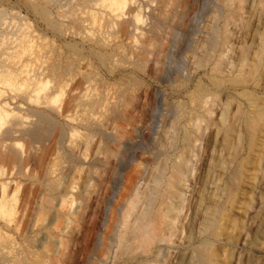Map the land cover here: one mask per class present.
Returning a JSON list of instances; mask_svg holds the SVG:
<instances>
[{
    "label": "bare ground",
    "instance_id": "6f19581e",
    "mask_svg": "<svg viewBox=\"0 0 264 264\" xmlns=\"http://www.w3.org/2000/svg\"><path fill=\"white\" fill-rule=\"evenodd\" d=\"M41 1L25 0L53 31H62L63 15L53 13L51 17L45 6L51 0ZM83 1L86 17L79 23L89 22L85 27L92 32L116 30L124 24L128 40H120L113 48V90L98 94L93 75L82 72V103L98 109L99 115L83 114L86 116L79 119L78 125L72 117L65 116L62 122L56 119L62 112L61 106L53 103L62 94L56 79L62 66L41 59L36 63L41 57L31 38L32 18L19 9L0 8V152L10 146L7 142L12 144L21 136L48 144L53 138L51 132L58 127L59 146L69 132V137L76 136V127L87 131L77 152L74 147L78 145H72L71 139L65 144L79 176L77 196L72 194L76 181L68 184L64 193L55 194L57 168H53L55 162L48 165L46 174L52 179L44 185L47 203L40 208L48 215V224L56 229L58 210L66 207L64 219L67 225H74L80 206H73L98 191L104 173L107 176L103 166L112 160L115 169L102 197L99 227L104 226L107 216H112L111 221L103 235L97 232L82 264H244L242 249L248 253L246 264H264V0H212L205 13L208 18L197 16L190 28L180 26L183 8L190 5L187 0ZM65 14L71 19L78 15L74 10ZM94 33L89 35L90 41L99 48L106 47L108 41L99 36L102 33ZM89 52L105 63V55L93 48ZM82 58L85 69L91 68L90 55ZM71 65L70 61L63 66L67 69ZM123 71L128 73L125 80L120 77ZM145 76L166 82L171 91L168 95L153 90L145 122L140 127L132 126L133 136L128 137L116 122L132 121L121 108L136 96L135 88ZM51 82L58 88L49 89ZM6 86L16 94L4 98ZM16 96L46 109L30 108L27 113ZM23 109L35 116L31 122L25 121ZM94 135L98 143L105 145V159L88 157L84 152ZM10 152L0 159L8 163L23 159L24 152L21 154L14 146ZM135 158L139 161L127 178V192L122 191L114 201L122 188V174ZM199 169L197 181L192 174ZM8 184L0 180L2 194ZM195 187L199 189L193 197ZM5 211L1 202L0 215ZM73 228L68 230L69 237ZM55 235L49 249L51 264L60 263V257L66 254L63 247L69 241H59ZM236 248L241 250L238 255ZM0 264L24 261L0 250Z\"/></svg>",
    "mask_w": 264,
    "mask_h": 264
},
{
    "label": "rangeland",
    "instance_id": "374dc122",
    "mask_svg": "<svg viewBox=\"0 0 264 264\" xmlns=\"http://www.w3.org/2000/svg\"><path fill=\"white\" fill-rule=\"evenodd\" d=\"M71 1L72 0H63V1L62 0H54V1L51 0L50 3L52 4L50 3H48V5L45 4V6L52 13L51 17H54V14L56 15L57 13L63 15L62 19L61 18L60 19L63 22V27L65 28L60 32L56 30L53 31V29L49 27L47 23L43 19H41L38 14L32 11V9L28 6L25 0H0V8H3L5 10H15V11H18L19 9L22 13H27L29 16V19L32 18L30 20V23H31V27L32 26L33 27L32 28L30 27V29L34 30L32 31V34L34 35H31V38H33L34 40V43H35L34 49L35 50L37 49L36 50L37 55L41 57V58H38V60H36V63L38 64L39 60L41 59V60H48L50 62H57L58 64H61L62 66V68L58 70L61 73L58 72L59 75H57L56 77L61 87L55 88V85L53 84V82H51L52 84H51V87L49 88L51 89L53 87L54 89L58 88V90L62 89V92H61L62 94H60L61 96L58 97L59 99L53 102L54 105L58 104L61 106L62 112H61V115L58 117L56 116V114H52V113L51 114L56 116L57 117L56 119L59 122H62L65 119V116H67L68 118L72 117L73 118L72 120H74L73 123L75 122L74 125H78V122L80 121L79 119L86 116L87 113L90 115L91 114L94 115V116L91 115L92 117H98L99 115L97 114L98 109L96 108L92 109L89 106H86L82 103V99L80 97L81 96L80 94H82V91H83V87H82L83 78L81 75L82 72H90L93 75V85L96 86L94 87L96 88V91L98 94L99 93L102 94V92L104 93L107 90L109 91L113 90L116 84V80H115L116 76L113 75V73H111V64H114L113 63L114 61L113 51L115 49L114 46H116V44H118L120 40L126 43L127 42L126 40L128 39H127L125 32H123L124 24L123 26L120 24L121 27L118 29L114 28L116 30H113V28H111V29H107L109 31L104 30L106 31L104 32V31H99L96 29L97 31L94 30L95 33L92 32L93 29H89L85 27V26L88 27L89 22L82 21L83 23H79V21L81 22V20H84L86 17V14H85V17L83 16L85 13L84 4H83L84 1L83 0H73L72 2ZM187 1L190 2L188 3L190 5L183 8V15H182L183 23L181 22L182 25H180L181 27H184V28H187V27L190 28V26L192 27L196 23L195 19L196 20L198 19L197 16L198 17L202 16L204 17V19L208 18L207 16L208 14H205V13L207 12L206 10L210 8L211 3H212V0H196V1L187 0ZM41 3H44V2L41 1ZM57 6L58 8H56ZM59 6H64V8L66 9L59 7ZM76 7L79 9H77ZM54 9L55 11H53ZM68 10H74V12L76 11L78 15H74L76 17L72 19L70 17L67 18V15L65 14V12ZM65 18L69 20H66ZM71 21L74 23H72ZM78 23L80 25H78ZM75 27H78V28L76 29ZM83 27H85L86 29ZM80 29L82 30L79 31ZM83 31L86 33H84ZM114 31L117 32V34H114ZM97 32L99 34L102 33L99 36L103 37L104 41H108L106 42L107 48L104 46H102L103 48L102 47L99 48L100 46H98L97 44H93V41H90L92 40L91 39L93 36L92 33L96 34ZM107 32H109L108 34L110 35H108ZM35 33H36V36H35ZM91 34L92 36L90 38L89 35ZM83 35H84V38H83ZM96 35L98 36V34ZM105 35H108V38L107 36L105 37ZM113 36H116V37L114 38ZM107 43H109V45ZM88 48L89 49L93 48V50L95 49L96 51H99L100 55H105L106 56L105 63H101L99 59L96 58L97 56L92 54L91 52L88 53V50H89ZM85 54L90 55L91 57V62H92L91 68L87 67V69H85L86 66H84V63H83L84 60L82 58L86 56ZM22 58L24 59L25 55H23ZM70 61L72 65L66 69L63 65L70 63ZM22 63H25L24 60L22 61ZM69 68H71V71L68 70ZM152 69L153 68H150L148 70L149 74L153 72ZM127 76H128L127 71H123L120 77H122L125 80ZM146 77L147 76H145L144 80H141V83L139 84V86L135 88L136 96L133 97L131 101H128L121 108L122 110L125 109L123 110V112H125V115H128V114L131 115L132 117L131 120L134 122L131 121L132 123L131 122L126 123L123 120L116 122L117 125L121 127L119 130H121L124 133V135L128 137H131V135L133 134L132 129H131L132 126H135L138 124L137 126L140 127V124H143L145 122L146 120L145 114H146V109H147L146 106L152 100L153 90L154 91L159 90L161 93H166L168 95L170 94V91H171L166 82H159L150 77H147V78ZM62 86H65V87H62ZM13 94H16V93H14L12 91V88L8 86H6L2 92V96L4 98H8L9 96ZM16 97L17 98L15 100L21 102L20 106L21 107L25 106L27 108L26 110L27 113L30 111L28 110L30 108H41V109H43V107L45 108V106H41V107L36 106V104H34V102L32 103V101L26 102L25 100L21 98V96H19V98L18 96ZM170 100H172L171 97H170ZM85 107L86 109H84ZM92 111H94V113H92ZM24 112L25 111L23 109L21 114H24ZM26 112L24 115H26L27 120L25 121L31 122V119L32 118L34 119L35 116L33 114L31 115L32 112L29 114H27ZM83 114H86V115H83ZM108 122L110 123L109 120ZM81 127L82 126L76 127V129L79 131L75 129L76 131V136L74 135L75 138L72 136L69 137L68 136L70 134L69 132L66 135L67 137L66 141L63 142L64 144L62 143V146L57 145V142H56V138L60 131L59 127L58 128L56 127L57 129H53L54 133L51 132V135H52L51 137L53 138H51L50 140L51 142L49 141L48 144L43 143V141L41 140L40 142L39 141L34 142L28 136H21L20 138H18V140L16 139V142H13L12 144L11 142H7L8 143L7 146L8 145L10 146L5 148L4 151L2 149L1 150L2 152H0V156H3V158L4 156L6 157L7 154L11 153L10 148H13V146L17 150H19L21 154L22 152H24L22 154L23 159L17 163L15 162L8 163L7 160L0 159V163H1L0 165H2L0 167L1 168L0 180L5 179L9 183L6 192L3 194L0 192V203L3 202L4 207L6 209L5 215L4 214H3L4 216L0 215V250L9 251L11 253V256H14V258L18 260H23L24 264L26 263L27 264L28 263L29 264H51L49 249L52 243L51 241L53 238L52 235H55V234H56L55 237H58L59 241H61V239H65V240H67V238L69 239V241L63 247L65 248L63 250L66 252V254L63 255L64 257L63 256L60 257L61 261L59 264H82L84 263L83 259L85 260V258H87V254L91 252L93 243L95 242L94 239H95L97 232L100 231V233L103 235L104 234L103 230L105 228L106 230L108 229L109 221H111L110 218L112 216H107V219L102 228L99 227V225L101 223V216H102L101 215L102 214L101 207L103 205L102 197L106 193V186H108L107 184H108L110 175L112 173V170L115 169V163L112 160L109 161L110 164L108 163L106 165L105 167L106 169L103 166L104 170H108L106 171L107 176L104 173V176H103L104 178L100 182V186H99L100 188L94 195L91 196L90 198L91 200L89 199L86 201V198H85L84 200L80 202V205L75 204L73 206V209L76 206H80L79 207L80 212L77 214L78 221H76L74 225H71V226L67 225V222L64 219L65 213L67 212L66 207L65 208L61 207L58 210V220L56 221V224L58 225V227L56 229L54 226H51L48 224V215L44 214V211L40 209V208H44V206H46V203H47L46 202L47 196L44 191V185L47 179H50V178L52 179V177H49L46 174L48 173L47 172L49 170L48 167L52 164V162H55L56 164V165L54 164L53 168L54 169L57 168L56 169L57 174L54 175V178H53L55 181H57L56 182L57 186L55 185V194L64 193V191L67 190L68 188V184L71 185L73 184L74 181L76 182L79 181L77 179L79 176L74 171L75 169L73 168L74 164H72L69 160L71 156L69 153L70 151H68V147H66L67 145L65 144L69 142L67 140L71 139L72 142H74L72 143V145L74 146L76 144L78 145L74 147L75 148L74 152H77L79 150V146H81L80 143H82L84 139L83 135H85V133L87 132L83 127L82 128ZM143 133H145V131H143ZM96 138L97 137L94 135V137H92L89 140L91 145H89L88 149L84 150V152L87 153L88 157L89 156H99L105 159V156H106L105 145L103 143H98V140ZM24 158L26 160H24ZM138 161L139 160L135 158V160L123 172L122 178H121L122 188L120 189V192H119L120 194L116 196L114 201L118 200L122 191L127 192L126 185L128 184V179L130 175L133 173V168L137 165ZM201 170L202 169L193 171L192 176H194V178H197V181L200 180V178L198 177H200L201 175L200 174ZM55 176L58 180L55 179ZM72 177L73 178L75 177L76 179L75 178L73 179ZM77 184L78 182L76 183V185ZM196 186H198V184H196ZM77 188H78V185L76 188L72 190L73 195L74 194L76 195L79 193ZM198 189L199 187L197 188L195 187L193 189V192H194L193 197L197 195ZM56 190H59V191H56ZM112 210H113V206L110 207V211ZM188 214H189V211L187 212V215ZM71 228H73V235L69 237L68 230H71ZM251 236L253 240L256 238L253 234ZM43 238L45 240H43ZM237 251L240 252L241 250L239 251V248H236V253L238 255ZM242 252H241L242 257L245 256L243 259L246 260V256L248 253L245 249H242ZM248 252H251V251H248ZM33 259H35V261H33ZM245 260H243L244 264H246L247 262V261L244 262Z\"/></svg>",
    "mask_w": 264,
    "mask_h": 264
}]
</instances>
